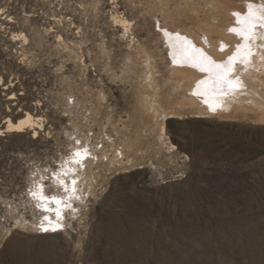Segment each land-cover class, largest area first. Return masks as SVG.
<instances>
[{"label":"rangeland","instance_id":"374dc122","mask_svg":"<svg viewBox=\"0 0 264 264\" xmlns=\"http://www.w3.org/2000/svg\"><path fill=\"white\" fill-rule=\"evenodd\" d=\"M249 3L0 0V264H264L262 28L215 110L178 63Z\"/></svg>","mask_w":264,"mask_h":264},{"label":"bare ground","instance_id":"6f19581e","mask_svg":"<svg viewBox=\"0 0 264 264\" xmlns=\"http://www.w3.org/2000/svg\"><path fill=\"white\" fill-rule=\"evenodd\" d=\"M253 12L256 16H260L255 7H253ZM244 18V15H242L239 19L243 20ZM237 19L238 18L236 17L235 20L237 21ZM246 27L247 25L241 23H237V25H235V28H237V30L245 29ZM255 32L256 29L250 34V36H254ZM261 32V38L262 40H264V28H262ZM236 38L240 40L237 46L239 45L241 47L239 53H237L236 47L234 50V54L230 55H236L237 60L232 71L228 73V79H234V71L237 63H239L240 65H246L248 67L250 66V64H252L254 57H258L261 52L260 50L258 51L255 48H253V50L251 48V46L249 45V39L245 42L243 38L238 35L236 36ZM245 44L247 45L246 47L244 46ZM221 47L224 50L228 48V45L222 44ZM249 51L251 52V55H249ZM225 54L228 55V53ZM178 63L180 65H186L188 67L196 69L198 70V72L205 73V75H203V77H201L200 81L197 83L196 93L199 94V96L201 95L203 97L204 103L211 110L218 108L221 104L225 103V101H228L234 93L233 90L227 88L224 84V72L229 67V59L226 62H219L213 56L202 49L193 50L192 45L188 42L186 43V45H184V47L182 46L181 50L179 51ZM201 68H204L205 70L201 71ZM31 124V119L27 117L26 119L20 121L17 125L12 124L8 126V131L20 132L24 128L26 129L27 127H31Z\"/></svg>","mask_w":264,"mask_h":264},{"label":"snow or ice","instance_id":"6c2138e0","mask_svg":"<svg viewBox=\"0 0 264 264\" xmlns=\"http://www.w3.org/2000/svg\"><path fill=\"white\" fill-rule=\"evenodd\" d=\"M253 7L254 6L251 3H249L248 10L244 14L245 18L243 20L239 19L241 17V13H239V12L233 13V16L238 18L237 23L247 25V27L245 29L237 30V28H235V27L229 29V31H231V32L235 33L236 35L242 37L245 42L249 39L250 34L252 32H254V30L257 27L264 28V15L256 16L255 13L253 12ZM260 7H264V5H261ZM244 46L246 47L247 45L245 44ZM240 47L241 46H239V45L237 46V53H239ZM249 55H251L250 51H249ZM228 59L230 61V64H229L228 69H226L224 72V76H225L224 84L227 88L234 90L236 88L242 87L243 82L239 79L238 75L236 77H234V79H228L227 78L228 73L230 71H232V69L234 67V64L237 60V56L233 55V56H230ZM204 70H205L204 68H201V71H204ZM213 110H215V109H213ZM76 155L79 156L80 153H76ZM33 195H35V193H33ZM45 199H49V197H45ZM51 199L57 204L60 203V201L56 200L55 197H52Z\"/></svg>","mask_w":264,"mask_h":264}]
</instances>
